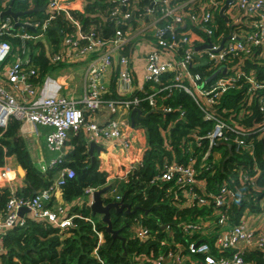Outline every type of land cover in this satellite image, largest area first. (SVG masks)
I'll return each mask as SVG.
<instances>
[{"label":"built area","instance_id":"built-area-1","mask_svg":"<svg viewBox=\"0 0 264 264\" xmlns=\"http://www.w3.org/2000/svg\"><path fill=\"white\" fill-rule=\"evenodd\" d=\"M9 1L0 0V5L5 6ZM225 1L109 0L112 6L102 16L104 22L113 24V33L108 37H104L97 27L82 29L80 23L70 15V9L78 0H45L42 8L45 18L41 21L31 17L20 19L19 16L16 19L0 18V68L7 65L5 73L0 74V136L11 119L19 122L20 127L28 125L34 132L37 127L48 128L46 149L58 156L50 160L46 170L64 164L61 151L69 135H76L79 131L84 133L88 144L112 141L117 143V147L127 150L128 141L121 123L112 117L106 125L99 127L93 116L104 105L112 115L119 108L131 115L133 110L139 109L141 99L135 93L140 92L147 95L145 100L152 110L169 114L172 108L157 106V94L177 89L186 93L203 120L211 123V130L205 136L193 135L197 145H200L202 138L206 139L208 148L199 162L197 157H193L186 164L172 161L165 165L157 179L182 189L195 186L204 193V198H197L196 194L186 192L189 202L196 199L205 207L212 205L220 210L228 209L235 200V193L231 189L222 185L217 192L211 193L206 190L205 183L203 186L195 177L201 170L218 166L225 150L253 152L252 146L240 137L245 133V128L236 124L229 126L216 116L215 108L224 94L240 89L242 84L248 85L245 95L248 104L255 93L264 91V82L257 81L252 72L243 70L246 59H251L255 52L264 53V0H232L223 12L225 19L221 17L229 30L227 33H217L219 26L216 15L219 16ZM234 12L243 15V21L234 22L231 18ZM58 15L66 19L71 30L64 32L58 46H54L46 33L53 27V20ZM13 39L21 43L20 49L15 52L9 41ZM27 43L42 44L52 64L85 65L82 106L64 96L35 100L40 80L36 69L29 64ZM136 69H140L139 87L135 83ZM219 69L216 77L206 82ZM108 74L110 81L107 86L103 79ZM112 83L113 92L120 101H104L103 97L111 89ZM159 99L163 101L166 97L160 95ZM258 103L260 110L264 111V93L259 95ZM180 113L183 115V111ZM243 113L246 114L241 110L240 116ZM261 125L260 137L264 135V118ZM169 130L168 126L163 132L165 141L168 140ZM228 132L233 133L232 140ZM189 149L191 151V144ZM3 167H0V184L10 181ZM73 175L71 169L61 168L54 184L55 200L51 205L50 190H43L32 197H17L15 187H10L4 213L0 215V235L18 222L22 224L26 216L52 224L61 231L70 227L76 215L68 216L66 207L56 202V194L65 177L72 178ZM239 175L244 181H249L247 172L240 171ZM250 182L256 187L254 178ZM96 190H84L82 202L87 207L92 204ZM111 198L114 201L121 199L118 195H111ZM21 208H26L28 213L19 216L18 210ZM250 214L245 213L235 226L229 224L222 211L216 212V220L211 228L210 224L202 221L182 225L185 235L200 233L212 238L213 245L204 241L192 242L187 246L185 255L169 252L166 257L160 255L153 264H185L188 261L191 264H251L243 260L242 253L246 250H263L264 235L260 230L250 228L247 221ZM256 216L257 221L264 224L263 213ZM90 222L94 226V221ZM148 236L146 229H135L137 240L144 241ZM98 241L99 244L103 241L101 233L98 234ZM94 255L98 259L96 250ZM192 256H200L203 260H192Z\"/></svg>","mask_w":264,"mask_h":264},{"label":"trees","instance_id":"trees-1","mask_svg":"<svg viewBox=\"0 0 264 264\" xmlns=\"http://www.w3.org/2000/svg\"><path fill=\"white\" fill-rule=\"evenodd\" d=\"M44 3L45 0H10L5 6L0 5V10L9 9L13 13H22L20 19L31 17L41 21L45 18L42 10ZM110 6L109 0H78L69 13L80 23L82 29L97 27V30H102L104 37H108L113 33V24L110 21L104 22L102 16ZM5 17L12 18L9 15ZM216 22L219 26L217 33L228 32L223 18L216 15ZM70 30L66 19L58 15L46 36L54 46H58L62 34ZM9 41L13 51L20 49L21 43L17 39ZM26 48L29 64L36 69L38 80L54 66L61 65L51 63L50 56L40 43H27ZM259 56L255 52L253 58L246 59L243 70L252 72L257 81L264 82V57ZM113 87L114 83L104 95V101L121 100L114 94ZM247 88L248 85L242 84L240 89L224 94L215 113L229 126L236 124L237 127L245 128V133L240 137L252 146V154L246 151L236 152L234 149L231 152L225 150L218 166L201 170L195 177L198 182L205 183L208 192H217L219 187L226 185L235 193V200L230 207L221 210L212 205H200L196 199L185 202L186 192L196 194L197 198L205 197L195 186L182 189L157 179L165 165L172 161L186 164L193 157H197L199 162L208 148L206 139L202 138L200 145H197L193 135L205 136L211 130V123L203 120L192 99L182 91L172 89L157 94V106L172 108V113L169 114L152 110L145 100L147 95L135 93L141 99L138 106L140 114L134 112L130 116L133 124L124 134L128 141L127 150L113 148L114 152L109 154L100 152L97 155L93 152L89 156L86 154L87 139L79 131L72 137L73 150L63 157L64 164L47 169L44 173L35 168L24 140L18 135L19 122L11 119L0 136V167H3L5 158L13 156L24 170L23 187L15 188L16 196L32 197L43 190H50L51 205L55 200L54 174L62 167H67L74 175L72 178L65 177L59 187V194L65 203L71 205L69 215L76 217L72 218V225L65 231L47 222L34 220L31 216L24 217L22 224L18 222L0 235V264H153L160 255L166 257L169 252H181L180 255H185L187 246L192 242L204 241L213 245L212 238L201 236L200 233L185 235L182 227L184 224H195L201 217L214 219L216 212L222 211L229 224L235 226L245 213H264V135L260 137L264 111L260 110L258 103V97L264 91L255 93L248 104L245 96ZM160 95L166 99L161 101ZM241 110L246 114L240 116ZM180 111H183V115ZM168 126L169 136L165 141L163 132ZM130 132H134V135L130 136ZM228 133L232 140L233 133ZM136 143L138 147L135 146ZM240 171L248 173L249 181L243 180L239 175ZM111 178H120L123 182L120 185L116 182V186L109 187L102 197L104 203L114 201L111 196L106 195L114 191V194L124 197V202L132 209L138 208L136 213L129 216L110 211L112 228L119 231L118 235L124 242L120 239L113 240L105 232L101 217L93 215L85 204L82 207L73 204L74 200L84 197L85 189L98 190L106 187ZM252 178L256 187L250 182ZM9 196V188L0 187L1 216ZM90 221H94V226ZM137 227L146 229L149 235L146 240H137ZM99 233L103 236L101 244L98 243ZM95 250L99 260L94 255ZM192 258L203 260L200 256ZM242 258L251 264H264V249L246 250L242 253Z\"/></svg>","mask_w":264,"mask_h":264},{"label":"crops","instance_id":"crops-1","mask_svg":"<svg viewBox=\"0 0 264 264\" xmlns=\"http://www.w3.org/2000/svg\"><path fill=\"white\" fill-rule=\"evenodd\" d=\"M231 18L234 22H241L244 19V16L241 15L239 12H234L233 15H231ZM258 54H261L259 57H264V53L258 51ZM253 58V57H252ZM7 69V65L0 68V74L5 73ZM137 70V79H136V85L140 84V69ZM86 69L84 64L80 65H56L53 68H51L47 73L43 75V77L40 79L39 85L37 87V95L35 97V100L39 101L41 99L47 98V97H58V96H64L67 98H71L74 100L78 106H82V102L84 99V86L86 81ZM110 75L108 74L104 79L103 82L107 86L109 85L110 81ZM139 87V85H137ZM139 115V114H138ZM130 114H127L125 109L119 108L117 110V113L115 115H112L109 111V109L106 107V105L102 106L101 109L93 116V119L95 123L99 127H103L108 123L110 118H115L121 123V126L123 127L124 134L128 131V127L132 124L130 120ZM49 132L48 128L44 127H37L35 132L28 126L24 125L19 127L18 129V135L24 140V143L26 145L28 154L30 156V159L35 166L37 170H39L41 173L46 172V167L48 166L51 159L58 156L57 154L49 153L46 149L45 145V135ZM84 134V133H83ZM130 136L134 135V132L129 133ZM74 135H69L64 148L61 151V154L63 157H65L67 154H69L73 149L71 146V140ZM86 138V137H85ZM138 144V143H137ZM102 150H94L97 155L100 152L104 153H110L114 152L113 148H118L119 151H122L123 149L117 147V143L112 141L104 142V144L99 143L96 144ZM89 146V144H88ZM87 146V147H88ZM138 146V145H137ZM136 146V147H137ZM88 151V148H87ZM114 154V153H113ZM93 155V153H92ZM91 155V156H92ZM4 169L7 170L8 174H12L8 179L10 181H5L0 184V187H15V188H22L23 187V176H20L17 172V169L19 168V165L16 161V158L11 156L7 157L4 160ZM61 173V170L56 172L54 174V179H57L59 174ZM15 177V178H14ZM113 180V178H111ZM117 180V179H115ZM118 180H121L120 178ZM119 182V181H118ZM116 183V182H115ZM200 184H203V182H199ZM117 184V183H116ZM115 184H113L114 186ZM112 186V185H111ZM111 195H117L116 193L113 194L110 192ZM109 196V195H108ZM57 200L56 202L58 205H64L67 209V214L69 216L68 210L71 206L70 204L64 203V201L61 199L59 192L56 194ZM184 198L186 199L185 202H189L186 195H184ZM73 204L82 207L84 204L81 199L74 200ZM73 214V213H72ZM264 215V213H263ZM74 216V215H73ZM258 216V215H257ZM256 214H250L247 217V221L249 223V226L252 230L259 231L264 235V224L260 221H257ZM1 220V217H0ZM198 220L202 221L204 224H211L213 223L216 218H209V217H201ZM257 221V222H256ZM1 233V231H0ZM192 261V260H191ZM189 262V261H188ZM191 264V262L189 263Z\"/></svg>","mask_w":264,"mask_h":264},{"label":"water","instance_id":"water-1","mask_svg":"<svg viewBox=\"0 0 264 264\" xmlns=\"http://www.w3.org/2000/svg\"><path fill=\"white\" fill-rule=\"evenodd\" d=\"M232 2V0H226L224 3V6L221 8L219 12L220 17L223 16V12L227 9L228 5ZM9 15L13 19H16L18 16H21L22 13H13L11 10H6L4 12L0 13V18H3L4 16ZM225 19V17H224ZM57 29V28H56ZM220 69L213 73L210 77L206 79V82L212 81L216 75L219 73ZM136 112L137 114H140V111L138 109L133 110L132 114ZM228 149H230V146L228 145ZM94 150H102L99 146H97L95 143L91 142L88 146L87 155L91 156ZM109 187H103L101 189L96 190L93 193L92 197V204L89 206V209L91 210V213L93 215H99L101 217V222L104 224V229L107 234L111 236L113 240L120 239L122 242H124V239L121 238L118 233V230H114L112 228V222H111V214L110 211L114 210L116 214L123 213L126 216H129L130 214L136 213L138 208H131V206L124 202V197L120 199V201H113L110 203L105 204L103 201V195L108 191ZM28 213V210L26 208H21L18 210V215L22 216V214Z\"/></svg>","mask_w":264,"mask_h":264},{"label":"rangeland","instance_id":"rangeland-1","mask_svg":"<svg viewBox=\"0 0 264 264\" xmlns=\"http://www.w3.org/2000/svg\"><path fill=\"white\" fill-rule=\"evenodd\" d=\"M15 52V51H14ZM139 63V62H138ZM17 172H18V174L20 175V176H23L24 174H25V172H24V170L19 166V168L17 169ZM8 177H10L9 176V174H8ZM119 181V182H118ZM115 182H117V184H121L123 181L122 180H115V178H113V180H109L108 181V183H107V185L106 186H108V187H110L111 185H113ZM115 186H116V184H115ZM117 190H118V188H117ZM118 192V191H117ZM107 196L109 195V196H111V194L108 192L107 194H106Z\"/></svg>","mask_w":264,"mask_h":264},{"label":"bare ground","instance_id":"bare-ground-1","mask_svg":"<svg viewBox=\"0 0 264 264\" xmlns=\"http://www.w3.org/2000/svg\"><path fill=\"white\" fill-rule=\"evenodd\" d=\"M12 174L10 173L9 176H11Z\"/></svg>","mask_w":264,"mask_h":264}]
</instances>
